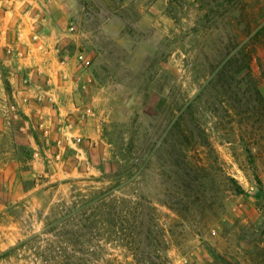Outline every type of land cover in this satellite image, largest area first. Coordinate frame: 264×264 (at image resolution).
<instances>
[{"label": "rangeland", "instance_id": "374dc122", "mask_svg": "<svg viewBox=\"0 0 264 264\" xmlns=\"http://www.w3.org/2000/svg\"><path fill=\"white\" fill-rule=\"evenodd\" d=\"M103 193L0 264H264V0H0V256Z\"/></svg>", "mask_w": 264, "mask_h": 264}, {"label": "trees", "instance_id": "16d2710c", "mask_svg": "<svg viewBox=\"0 0 264 264\" xmlns=\"http://www.w3.org/2000/svg\"><path fill=\"white\" fill-rule=\"evenodd\" d=\"M129 169H131V167H129ZM111 196L113 195L110 193H103V195H101L100 197H96L90 202L86 201L80 207L75 208V210L71 214L50 223L45 229L44 234L50 236L52 235L55 237V239L46 242L45 240L41 239L40 236H36L10 249L6 253L2 254L0 258H7L12 254L18 253L24 247L29 246V244H32L33 248L35 249L34 255H39V251H41L42 253H49V256L51 255L49 261H55L56 258L67 254V252L71 253L70 255H73L72 257H74V253H82L84 249L81 248L84 247V244L86 242L85 233H82L85 232V226L82 225V222H86V220L82 219V214L88 212L91 209L107 206L106 204L112 199ZM121 203L122 202L118 200V207H120ZM126 205L130 208L134 207V203L131 201H125L124 206L127 207ZM79 217H81V219ZM63 227H66V229L70 227V232L67 231L66 234H64L65 232H61ZM41 242H45L48 244L46 249H42V247L40 246ZM40 255L44 254L40 253Z\"/></svg>", "mask_w": 264, "mask_h": 264}]
</instances>
